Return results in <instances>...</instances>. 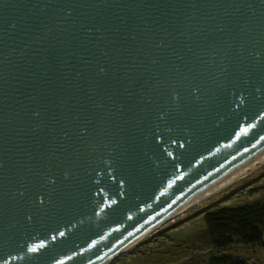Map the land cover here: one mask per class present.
<instances>
[{"label":"water","instance_id":"water-1","mask_svg":"<svg viewBox=\"0 0 264 264\" xmlns=\"http://www.w3.org/2000/svg\"><path fill=\"white\" fill-rule=\"evenodd\" d=\"M264 154V0H0V264H110Z\"/></svg>","mask_w":264,"mask_h":264},{"label":"rangeland","instance_id":"rangeland-1","mask_svg":"<svg viewBox=\"0 0 264 264\" xmlns=\"http://www.w3.org/2000/svg\"><path fill=\"white\" fill-rule=\"evenodd\" d=\"M257 201L264 202V160L188 206L110 264H210L211 256L219 251L208 237L206 212ZM227 252L248 264H264V246L259 244L237 241Z\"/></svg>","mask_w":264,"mask_h":264},{"label":"trees","instance_id":"trees-1","mask_svg":"<svg viewBox=\"0 0 264 264\" xmlns=\"http://www.w3.org/2000/svg\"><path fill=\"white\" fill-rule=\"evenodd\" d=\"M205 220L208 237L214 249L219 251L211 256L210 264H248L227 252L237 241L264 246V202L207 211Z\"/></svg>","mask_w":264,"mask_h":264},{"label":"bare ground","instance_id":"bare-ground-1","mask_svg":"<svg viewBox=\"0 0 264 264\" xmlns=\"http://www.w3.org/2000/svg\"><path fill=\"white\" fill-rule=\"evenodd\" d=\"M263 160H264V154L261 155L260 157L256 158L252 163H249L245 168H243L238 173H236V174L230 176L229 178L224 179L223 181L219 182L216 186H214L213 188H211L210 190L205 192V194H203V196H200L199 198L195 199L194 201H192L191 203L186 205V207L184 209H186L188 206L192 205L196 201L202 199L203 197L208 196L210 193H213L215 190L219 189L220 187H223L225 184L234 181L236 178H238L243 173H245V172L249 171L250 169L254 168L255 166L259 165L261 163V161H263ZM179 213H181V212H179Z\"/></svg>","mask_w":264,"mask_h":264}]
</instances>
